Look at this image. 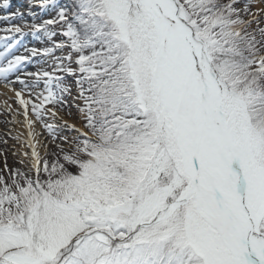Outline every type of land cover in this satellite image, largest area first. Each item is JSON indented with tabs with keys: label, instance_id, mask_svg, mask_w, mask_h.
<instances>
[{
	"label": "snow or ice",
	"instance_id": "6c2138e0",
	"mask_svg": "<svg viewBox=\"0 0 264 264\" xmlns=\"http://www.w3.org/2000/svg\"><path fill=\"white\" fill-rule=\"evenodd\" d=\"M10 8L0 264H264V0Z\"/></svg>",
	"mask_w": 264,
	"mask_h": 264
},
{
	"label": "rangeland",
	"instance_id": "374dc122",
	"mask_svg": "<svg viewBox=\"0 0 264 264\" xmlns=\"http://www.w3.org/2000/svg\"><path fill=\"white\" fill-rule=\"evenodd\" d=\"M47 17H48L47 15L42 13V16L37 18L36 22H40L41 19H47ZM29 22L32 23L33 18ZM11 24H14V23H11ZM32 44H34L36 48H40L44 46L40 42H37V41H34ZM29 46H31V44ZM17 88L19 87L17 86ZM9 114L10 113L6 112V110H0V169L4 168L5 163L11 168L20 167L19 160L22 158V157L15 155V152L13 150L14 147L11 146L12 144H15L13 143L14 138L12 134L9 135L8 132H5L6 129L8 130V127H6V118L8 117Z\"/></svg>",
	"mask_w": 264,
	"mask_h": 264
},
{
	"label": "bare ground",
	"instance_id": "6f19581e",
	"mask_svg": "<svg viewBox=\"0 0 264 264\" xmlns=\"http://www.w3.org/2000/svg\"><path fill=\"white\" fill-rule=\"evenodd\" d=\"M36 3V0H28L27 4L29 3ZM31 11H35L34 8L31 9ZM28 12V11H27ZM17 24H21L17 21ZM17 86V84L15 85V87ZM4 91L2 85H0V93H2ZM9 96L12 95L11 92L8 93ZM5 100H7V103L12 105L13 109H15V107L17 106L16 103L14 102V100H11V99H7V97H5L4 95L0 94V110H5ZM66 119H68V117H65ZM17 119H22V117H17ZM78 122V121H77ZM6 127H8V130L6 129L5 132H8L10 134H12L13 138L18 135V134H25L26 135V130L20 126L19 124L13 122V114L10 113L8 115V117L6 118ZM13 143L15 144H12L11 146L14 147V152H15V155L21 157V154H20V149H21V143L18 142L16 139H14Z\"/></svg>",
	"mask_w": 264,
	"mask_h": 264
}]
</instances>
